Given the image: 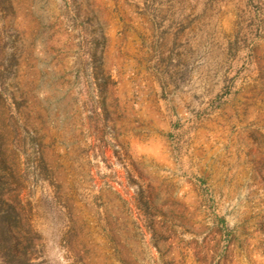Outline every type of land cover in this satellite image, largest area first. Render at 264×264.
<instances>
[{
  "label": "rangeland",
  "instance_id": "374dc122",
  "mask_svg": "<svg viewBox=\"0 0 264 264\" xmlns=\"http://www.w3.org/2000/svg\"><path fill=\"white\" fill-rule=\"evenodd\" d=\"M182 4L0 0V264H264V0Z\"/></svg>",
  "mask_w": 264,
  "mask_h": 264
},
{
  "label": "crops",
  "instance_id": "0c3cea01",
  "mask_svg": "<svg viewBox=\"0 0 264 264\" xmlns=\"http://www.w3.org/2000/svg\"><path fill=\"white\" fill-rule=\"evenodd\" d=\"M193 2V0H184L183 2H178L177 0H169V3H176L178 5V9L184 7L182 3L186 4V8L181 10L183 12H177V17H180V20L183 24H185L184 28V40L189 44L195 45L197 44V8H193L189 6V4ZM183 16V17H182ZM172 18L168 19L166 22L167 28L163 29L162 35L160 38H156L159 41L161 46H172L175 41L176 33L180 30L179 25L170 26ZM193 35H190V34ZM153 37V35H151ZM186 37V38H185ZM150 41H156L154 38H150ZM187 39V40H186ZM178 40L182 41L180 35H178ZM192 41V42H191Z\"/></svg>",
  "mask_w": 264,
  "mask_h": 264
}]
</instances>
